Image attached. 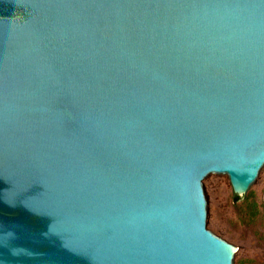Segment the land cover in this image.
<instances>
[{"label": "water", "instance_id": "1", "mask_svg": "<svg viewBox=\"0 0 264 264\" xmlns=\"http://www.w3.org/2000/svg\"><path fill=\"white\" fill-rule=\"evenodd\" d=\"M226 179L264 184V0H0V264H239Z\"/></svg>", "mask_w": 264, "mask_h": 264}, {"label": "rangeland", "instance_id": "2", "mask_svg": "<svg viewBox=\"0 0 264 264\" xmlns=\"http://www.w3.org/2000/svg\"><path fill=\"white\" fill-rule=\"evenodd\" d=\"M208 186L216 205V226L210 232L222 240L227 236L231 247L245 251L239 264H264V184L250 200L237 202L229 179ZM246 201L257 205V215L249 225L239 216Z\"/></svg>", "mask_w": 264, "mask_h": 264}, {"label": "trees", "instance_id": "3", "mask_svg": "<svg viewBox=\"0 0 264 264\" xmlns=\"http://www.w3.org/2000/svg\"><path fill=\"white\" fill-rule=\"evenodd\" d=\"M241 198L234 195V202L239 201ZM257 215V205L253 201H246L244 205L240 208V219L243 224L249 225L253 222Z\"/></svg>", "mask_w": 264, "mask_h": 264}]
</instances>
